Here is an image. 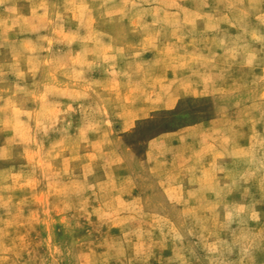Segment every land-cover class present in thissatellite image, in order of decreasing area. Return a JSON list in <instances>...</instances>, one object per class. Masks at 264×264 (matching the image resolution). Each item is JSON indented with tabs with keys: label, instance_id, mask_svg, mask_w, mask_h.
Listing matches in <instances>:
<instances>
[{
	"label": "rangeland",
	"instance_id": "rangeland-1",
	"mask_svg": "<svg viewBox=\"0 0 264 264\" xmlns=\"http://www.w3.org/2000/svg\"><path fill=\"white\" fill-rule=\"evenodd\" d=\"M0 264H264V0H0Z\"/></svg>",
	"mask_w": 264,
	"mask_h": 264
}]
</instances>
